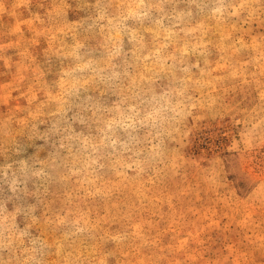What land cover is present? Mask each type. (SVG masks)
Instances as JSON below:
<instances>
[{
  "label": "rangeland",
  "instance_id": "obj_1",
  "mask_svg": "<svg viewBox=\"0 0 264 264\" xmlns=\"http://www.w3.org/2000/svg\"><path fill=\"white\" fill-rule=\"evenodd\" d=\"M0 264H264V0H0Z\"/></svg>",
  "mask_w": 264,
  "mask_h": 264
}]
</instances>
